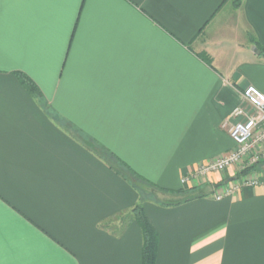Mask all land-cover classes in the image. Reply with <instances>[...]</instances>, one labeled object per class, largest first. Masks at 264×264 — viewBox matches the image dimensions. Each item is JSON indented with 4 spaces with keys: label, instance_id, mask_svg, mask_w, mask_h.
<instances>
[{
    "label": "crops",
    "instance_id": "1",
    "mask_svg": "<svg viewBox=\"0 0 264 264\" xmlns=\"http://www.w3.org/2000/svg\"><path fill=\"white\" fill-rule=\"evenodd\" d=\"M249 85L264 0H0V264H143L139 204L156 264H264V188L182 183Z\"/></svg>",
    "mask_w": 264,
    "mask_h": 264
},
{
    "label": "built area",
    "instance_id": "2",
    "mask_svg": "<svg viewBox=\"0 0 264 264\" xmlns=\"http://www.w3.org/2000/svg\"><path fill=\"white\" fill-rule=\"evenodd\" d=\"M242 94L243 106L233 111L232 117L237 121L229 130L236 148L220 158L201 164L197 171L182 179V183L191 185L192 181L236 167V177L216 195L218 201L245 188H264V172L251 170L264 163V93L249 85Z\"/></svg>",
    "mask_w": 264,
    "mask_h": 264
},
{
    "label": "trees",
    "instance_id": "3",
    "mask_svg": "<svg viewBox=\"0 0 264 264\" xmlns=\"http://www.w3.org/2000/svg\"><path fill=\"white\" fill-rule=\"evenodd\" d=\"M20 78H21L22 83L27 88V90L31 93V95L36 96V97H40V99H41V92L39 91L37 86L29 78H27V76H25V75H21ZM70 128H72V125L70 126ZM103 152L105 155L108 154L109 156L113 157V159L116 162H118V164L121 167H126L121 162H119L117 160V158L112 153H110L109 151L104 150ZM262 164L263 163L256 165L251 170L263 171V170H260ZM128 171L130 172L129 175L133 176L135 179H138V180H141L142 182H145L144 180L137 177L136 174L132 173L129 169H128ZM150 186L157 188L158 190L163 191V192H169V193L171 192L170 190L160 189L159 187L154 186L153 184H150ZM180 192H182V191H180ZM134 216H135V219L137 220V222L139 223L138 225L141 226V229L143 232V238H144V245H143V249H142L143 264H156L158 247H159L158 232H157L155 226L150 221L149 217L147 216V213H145V210L141 204H139L135 207Z\"/></svg>",
    "mask_w": 264,
    "mask_h": 264
},
{
    "label": "rangeland",
    "instance_id": "4",
    "mask_svg": "<svg viewBox=\"0 0 264 264\" xmlns=\"http://www.w3.org/2000/svg\"><path fill=\"white\" fill-rule=\"evenodd\" d=\"M260 170L264 171V163L261 165V169Z\"/></svg>",
    "mask_w": 264,
    "mask_h": 264
}]
</instances>
